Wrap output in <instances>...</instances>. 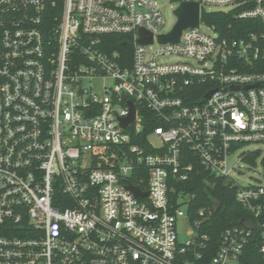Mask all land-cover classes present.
Returning a JSON list of instances; mask_svg holds the SVG:
<instances>
[{"label": "built area", "instance_id": "obj_1", "mask_svg": "<svg viewBox=\"0 0 264 264\" xmlns=\"http://www.w3.org/2000/svg\"><path fill=\"white\" fill-rule=\"evenodd\" d=\"M194 2L199 26L171 44L159 38L178 21L164 32L155 0H0V264H242L255 232L264 257V183L240 186L229 163L264 144V31L202 18L263 30L264 0L180 5ZM109 36L131 52L108 53ZM200 181L235 187L256 223L226 229L213 255Z\"/></svg>", "mask_w": 264, "mask_h": 264}, {"label": "trees", "instance_id": "obj_2", "mask_svg": "<svg viewBox=\"0 0 264 264\" xmlns=\"http://www.w3.org/2000/svg\"><path fill=\"white\" fill-rule=\"evenodd\" d=\"M208 25H215L217 31L226 36H233L237 38H243L252 29L253 26H259V29L255 31L263 32L264 29H260V23L255 21H240L234 17L233 13H204L202 17ZM107 44V52H119L124 55V52L130 50L129 38L109 36L104 40ZM257 156H252L245 162L247 164L254 163ZM197 193V201L194 202L193 208L196 211L206 208L212 211L213 203L219 204V210L214 213L210 220L204 223L202 233L206 234L210 238V248L212 255L217 250L220 243L222 233L234 226H240V221L248 217V213L240 206L236 200L237 189L225 184L224 181H218L215 187L205 185L203 182H198L195 188L192 189ZM259 232H255V237L251 239L250 245L245 249V253L242 257V264H264V257L259 252Z\"/></svg>", "mask_w": 264, "mask_h": 264}, {"label": "rangeland", "instance_id": "obj_3", "mask_svg": "<svg viewBox=\"0 0 264 264\" xmlns=\"http://www.w3.org/2000/svg\"><path fill=\"white\" fill-rule=\"evenodd\" d=\"M158 2L159 6L161 7L164 17L166 19V26L164 28V32L170 31L174 25L177 23L178 19L174 12L180 5V0H155ZM204 32L208 33L206 27L202 29ZM152 49L155 46H151ZM111 81H107L106 84L110 85ZM249 150H260L261 154H263L264 158V144H254L251 143L249 145H245L240 148L230 159V167L234 166L236 171H234L232 177L236 180V182L242 187H249L250 185H257L259 183H264V172L261 165L260 159L256 165L247 164L246 162L241 160V153L248 152ZM186 225L182 223L179 228V240L181 242L189 239V229L185 227Z\"/></svg>", "mask_w": 264, "mask_h": 264}, {"label": "water", "instance_id": "obj_4", "mask_svg": "<svg viewBox=\"0 0 264 264\" xmlns=\"http://www.w3.org/2000/svg\"><path fill=\"white\" fill-rule=\"evenodd\" d=\"M178 19V23L174 30L168 34V35H161L159 38V43H171V44H177L180 42L181 39V33L183 30L188 29V28H194L198 27L200 23L199 19V14H200V9H199V4L198 3H182L177 10L174 12ZM140 36L142 37V40L140 41L141 45H147V44H152L153 43V37L148 34L146 31H141ZM213 93H210L208 96H212ZM130 106H132L131 103H129ZM87 115H90L89 112H87ZM135 116V108L132 106V114L131 116L125 120L122 121V124L124 125L125 128L128 127L130 122L134 120ZM138 196H142V193L136 189L135 187L131 186L130 187ZM214 212L216 213L219 210V204L214 203L212 205ZM240 224L245 226L247 229H255L256 228V223H254L252 220L248 219H243L240 221Z\"/></svg>", "mask_w": 264, "mask_h": 264}]
</instances>
